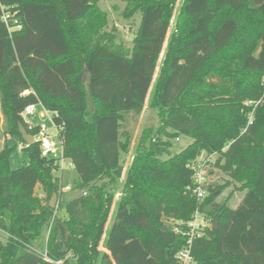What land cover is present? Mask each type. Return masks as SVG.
I'll return each mask as SVG.
<instances>
[{"label":"trees","instance_id":"obj_1","mask_svg":"<svg viewBox=\"0 0 264 264\" xmlns=\"http://www.w3.org/2000/svg\"><path fill=\"white\" fill-rule=\"evenodd\" d=\"M101 1L0 0L3 134L19 139L29 160L12 169L16 146L5 140L0 264H179L197 212L208 227L193 239L195 264H264V0H183L174 25L177 0H121L125 19L142 15L132 49L107 31ZM4 15L22 30L10 31ZM31 105L63 127V155L83 191L70 202L60 203L56 160L20 134V123L39 134L23 118ZM147 105L159 126L143 132L126 169V124ZM180 137L191 143L173 152ZM203 154L228 181L207 184L201 202L190 167ZM229 185L244 193L237 208L216 201Z\"/></svg>","mask_w":264,"mask_h":264},{"label":"rangeland","instance_id":"obj_2","mask_svg":"<svg viewBox=\"0 0 264 264\" xmlns=\"http://www.w3.org/2000/svg\"><path fill=\"white\" fill-rule=\"evenodd\" d=\"M183 3V0H177L174 8L173 13V25L177 19L179 9ZM99 7L102 11L106 12L109 16V26L107 28L108 32H112L116 35V41L117 43H123L127 48L132 49L133 48V42L134 37L139 29V26L141 24L142 15L139 13L136 16H134L132 19H125L123 17V11L125 9V3L121 0H102L99 3ZM173 29V26H172ZM167 47V44L165 46V49ZM165 51L163 52L162 56L160 57V60L158 62V71L161 66L163 57H164ZM214 82H220V80L215 77L212 79ZM261 102H264V100H261ZM252 105V103H249ZM42 113H45V116H41ZM3 119H2V112L0 109V150L5 145V136L3 134ZM27 121L30 122L33 125H46L48 130L51 133L52 140L57 145L58 155L62 156L63 154V145L61 138L59 136L58 131L56 130L51 114L48 112H45V109H43L42 106L38 105L36 107V112L33 116H28ZM159 126V118L157 116V113L153 110H151L148 105L146 106V109L144 113L139 118L129 117L128 123L126 124V129L130 134L132 135V146L131 151L128 154L122 155V162L124 163L126 169L129 167L133 156L136 151V147L138 142L141 139V136L143 135V132L146 129H157ZM173 143V152H180L183 149H185L190 143L191 140L187 138H176L172 141ZM8 145L10 146H16V151L14 154V157L12 159V169H18L20 167H23L29 163L27 154L23 151L22 142L17 139H11L8 141ZM205 157V154H203L202 158ZM213 159H216V156L213 157ZM125 174V173H124ZM56 177L59 179V185L60 189L63 192L62 198L60 199V203L62 202H70L73 199L82 196L83 191L75 189V182L78 181V173L74 168H70L67 166V161H65L63 170L61 167H58V170L55 173ZM126 175V174H125ZM208 184L210 187L215 189L216 187H221L226 185L228 178L227 176L221 172L218 168L215 167V161L214 163H210V166L208 167ZM124 185V178L120 179L119 184L114 188L116 198H118L123 190ZM70 187V189H68ZM37 194L41 195L42 190L40 187L37 188ZM244 197V193L235 190L234 185L226 186L221 192L218 191V196L216 198L217 202L220 203H227L231 208H237L239 204L241 203L242 199ZM58 203V199H57ZM117 205H114L112 210V216L107 224V230H109L114 222L113 214L116 212ZM60 216H64L63 211H59ZM0 242H5L4 235L0 232ZM46 248V240L41 239L38 241V243L34 246V249L38 251L39 253L44 252ZM101 251H105L103 245L101 244L100 248Z\"/></svg>","mask_w":264,"mask_h":264},{"label":"built area","instance_id":"obj_3","mask_svg":"<svg viewBox=\"0 0 264 264\" xmlns=\"http://www.w3.org/2000/svg\"><path fill=\"white\" fill-rule=\"evenodd\" d=\"M3 20L6 23V25L9 27L10 31L11 30H18V31L22 30V25L17 20L15 21L14 27H10L7 15H4ZM263 82H264V78H263ZM36 107H37L36 105L28 106L23 113V118L25 122L30 126V128H32L34 125L27 121V117L33 116L35 114ZM45 112L48 113V111L46 110ZM44 116H45V113H44ZM51 117H52L53 124L60 136V134L63 131V127H58L53 120L52 114H51ZM39 128H40V131L36 138V141H38L41 145L42 156L44 158L56 160V163L61 167L62 170L64 168L65 161H67L68 167L74 168L73 163L65 159L63 154L62 156L58 155L57 145L52 140L51 133L46 127V125H39ZM210 163H214L212 158H209V160L201 159L198 163L193 164L190 167L194 173L193 181L195 184V188L193 189V194L201 202L205 200L207 196L205 186L208 184L207 175H208V167L210 166ZM68 189H70V187H68ZM207 227H208V222H207L206 217L200 212H197L194 215L193 220L190 223H188V229H189L188 233H185V234L183 233L184 237H186L187 240H186L185 247L178 254L179 264H195V261L191 254L192 242L195 237L202 236L203 231ZM180 232H181L180 229L176 228V233H180Z\"/></svg>","mask_w":264,"mask_h":264},{"label":"water","instance_id":"obj_4","mask_svg":"<svg viewBox=\"0 0 264 264\" xmlns=\"http://www.w3.org/2000/svg\"><path fill=\"white\" fill-rule=\"evenodd\" d=\"M19 130H20V134L22 135V138L26 144V146H30L32 144H34L36 142V138L34 136H31L28 131L26 130V128L24 127L23 124H19ZM56 205H57V195H54L51 202H50V207L52 209H56ZM215 229H218L217 223H215ZM1 250V248H0Z\"/></svg>","mask_w":264,"mask_h":264},{"label":"crops","instance_id":"obj_5","mask_svg":"<svg viewBox=\"0 0 264 264\" xmlns=\"http://www.w3.org/2000/svg\"><path fill=\"white\" fill-rule=\"evenodd\" d=\"M44 109V108H43ZM42 117L44 116V113H42V115H41ZM2 119H3V116H2ZM3 122V121H2ZM35 126V125H34ZM36 126H39V125H36ZM11 139H14V138H11L10 136H8V137H6L5 138V140L8 142L9 140H11ZM22 147L24 148L25 146H24V144L22 143ZM43 194H41V195H39V196H42Z\"/></svg>","mask_w":264,"mask_h":264}]
</instances>
